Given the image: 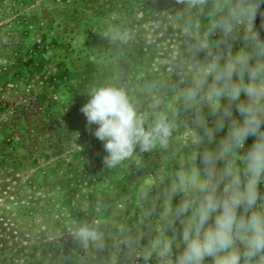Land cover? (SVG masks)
<instances>
[{"label": "rangeland", "instance_id": "1", "mask_svg": "<svg viewBox=\"0 0 264 264\" xmlns=\"http://www.w3.org/2000/svg\"><path fill=\"white\" fill-rule=\"evenodd\" d=\"M184 9L176 0H0V243L26 246L29 257L41 259L43 245L63 241L73 245L77 264H145L162 197L151 217L144 212L170 183L159 185V176L186 163L182 150L168 160L185 147L183 122L191 115L176 100L188 52L184 23L198 24V35L208 24ZM112 27L131 39L113 42ZM106 85L123 88L149 123L155 103L175 118L169 150L137 149L117 167L104 165L97 125L80 109L91 87ZM84 222L103 234V249L76 238ZM128 236L138 245L127 246ZM148 264H158L155 256Z\"/></svg>", "mask_w": 264, "mask_h": 264}, {"label": "clouds", "instance_id": "2", "mask_svg": "<svg viewBox=\"0 0 264 264\" xmlns=\"http://www.w3.org/2000/svg\"><path fill=\"white\" fill-rule=\"evenodd\" d=\"M176 2L208 24L198 35V24L184 23L188 52L179 66L184 86L176 100L191 114L183 122L189 152L170 177L158 178L159 185L170 183L144 212L151 217L162 197L160 225L143 259L145 264L153 256L158 264H264V0ZM108 34L113 42L131 39L116 27ZM87 95L80 111L89 126L97 125L93 134L103 142L106 167L119 166L137 149L169 150L178 125L157 111L159 103L151 105L149 123L123 88L93 86ZM180 151L172 150L168 160ZM142 198L147 200V190ZM74 234L85 248L104 247L94 225L81 223ZM124 243L132 248L139 242L128 236Z\"/></svg>", "mask_w": 264, "mask_h": 264}, {"label": "trees", "instance_id": "3", "mask_svg": "<svg viewBox=\"0 0 264 264\" xmlns=\"http://www.w3.org/2000/svg\"><path fill=\"white\" fill-rule=\"evenodd\" d=\"M179 107L182 110L181 104H179ZM57 123L58 126L61 124L59 119L55 121L53 120L51 125L56 126ZM175 135L177 136V140L175 141L180 144L181 142L178 141L180 133H176ZM251 142L252 141H248V143ZM183 144L184 143H181V146H177V148H180L182 150V154L187 156L188 148L183 147ZM43 246L46 248L44 257L36 259L35 257H29L27 255L28 248L26 246H10L6 242L5 244L0 243V264H77L76 262L78 260V256L72 244L61 241L52 242L50 244L46 243Z\"/></svg>", "mask_w": 264, "mask_h": 264}]
</instances>
